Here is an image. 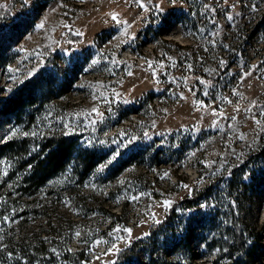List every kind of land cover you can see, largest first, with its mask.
I'll return each mask as SVG.
<instances>
[{
	"label": "rangeland",
	"instance_id": "rangeland-1",
	"mask_svg": "<svg viewBox=\"0 0 264 264\" xmlns=\"http://www.w3.org/2000/svg\"><path fill=\"white\" fill-rule=\"evenodd\" d=\"M2 13L0 264H71L58 254L82 249L77 264H132L119 251L209 183L138 259L264 264V0H0ZM198 73L218 77L211 104L196 99ZM24 86L32 99L3 113ZM72 132L107 160L83 184L72 161L25 188L41 140ZM231 200L256 239L249 257L234 248Z\"/></svg>",
	"mask_w": 264,
	"mask_h": 264
},
{
	"label": "trees",
	"instance_id": "trees-1",
	"mask_svg": "<svg viewBox=\"0 0 264 264\" xmlns=\"http://www.w3.org/2000/svg\"><path fill=\"white\" fill-rule=\"evenodd\" d=\"M6 17L7 16L2 13L0 16V21H3ZM198 74L199 79L196 82L197 86L195 89L196 99L204 102L205 104H211L213 101V91L210 90L205 93V83L207 81L206 78L208 80L216 81L218 77H206L207 74L204 73ZM30 99H32V97H30L28 87L24 86L18 89L13 95L8 97L2 103L1 110L5 114L13 113L21 106L22 103ZM81 142L82 135L78 132H72L71 134L51 133L42 139L37 152H35L32 157L28 158L24 165L28 166L24 169L26 174V179L24 180L27 182L25 188L28 186L30 187L33 180L35 181L36 185L44 183L48 177L58 171H62L66 165L72 161L76 163L74 167L75 172L80 170L79 177H77V182H79L81 179V183L83 184L86 181V178L97 168L98 164L105 162L108 157L106 152H97L96 150L89 149ZM7 146V144H0V152L4 153L7 150ZM125 164H127V161H122L120 158H118V160L111 161L108 166L110 168L115 167V172H118ZM214 186V183H209L197 190L195 193L178 200L169 209V213L164 217V219L151 224L147 234L135 238L129 245L119 251L116 256L115 263L125 262L130 260L133 256L137 257V259L132 264H149L138 259L139 251L148 240V237L152 234H155L162 226L172 220L177 212V207L178 209L194 207L200 199L206 197L213 190ZM227 187L230 188L231 185L227 184ZM230 207L232 210L234 248L237 251L238 257H249L255 250L256 239L251 240L248 238L245 231V226L240 221V216L237 212V205L233 200L230 201ZM189 222L190 221H188V223ZM190 234L191 230H189L188 224L181 239L187 243L191 237ZM58 256H63V258L68 260L71 264H77L88 257L87 251L84 249L75 252H67V250H65V253L58 254Z\"/></svg>",
	"mask_w": 264,
	"mask_h": 264
},
{
	"label": "snow or ice",
	"instance_id": "snow-or-ice-1",
	"mask_svg": "<svg viewBox=\"0 0 264 264\" xmlns=\"http://www.w3.org/2000/svg\"><path fill=\"white\" fill-rule=\"evenodd\" d=\"M137 2H139V0H137ZM143 6H144V5H141V7H143ZM156 7L159 8L160 5H156ZM115 18H116V17L113 16V19H115ZM37 27H38V28H39V27H42V25H37ZM93 63H96V62L93 61ZM221 63L223 64V61H221ZM29 75H31V73H30ZM93 111L95 112L96 109H93ZM118 154H119V153H117V155H118ZM109 163H111V161H109ZM101 167H103V165H102ZM164 176H167V173H165ZM162 178H163V177H162ZM180 186H181V187H184V188H187V187H188L187 185H183V184H181ZM189 191H191V190H189ZM138 198H139V197H137V196H133V197H132L133 200L138 199ZM162 204H163V206H164L165 208H167V207H169V206L171 205V202L165 200V201L162 202ZM5 219H7V217H5ZM121 230H122L123 232L128 233L129 236H130V234H131V229H127V228L120 229L119 226L117 227V229H114V231H121ZM77 235H79V233H77ZM113 247H115V245H113Z\"/></svg>",
	"mask_w": 264,
	"mask_h": 264
}]
</instances>
